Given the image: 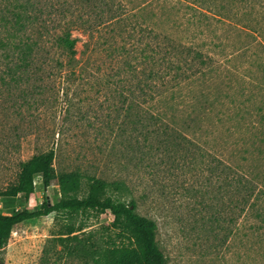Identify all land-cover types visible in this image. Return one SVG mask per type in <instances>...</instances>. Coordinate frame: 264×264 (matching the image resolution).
<instances>
[{
    "label": "rangeland",
    "instance_id": "obj_1",
    "mask_svg": "<svg viewBox=\"0 0 264 264\" xmlns=\"http://www.w3.org/2000/svg\"><path fill=\"white\" fill-rule=\"evenodd\" d=\"M118 1L128 9L124 21L99 33L72 23L78 11L60 15L59 27L78 39L75 55L52 51L37 78L28 71L14 85L0 61V190L15 182L20 161L53 148L56 173L125 184L122 199L132 198L136 213L156 223L165 264H264V230L245 217L228 222L237 216L234 187L208 168L264 176V0ZM159 52L200 53L209 64L195 79L159 77ZM35 81L43 87L37 94ZM174 131L187 144L182 166ZM59 198L56 179L44 187L37 178L27 201L0 197V212ZM112 219L109 211L86 212L74 221L88 232ZM68 223L51 213L20 224L0 264H92L57 256L63 246L53 238ZM50 245L55 252H44Z\"/></svg>",
    "mask_w": 264,
    "mask_h": 264
},
{
    "label": "trees",
    "instance_id": "obj_2",
    "mask_svg": "<svg viewBox=\"0 0 264 264\" xmlns=\"http://www.w3.org/2000/svg\"><path fill=\"white\" fill-rule=\"evenodd\" d=\"M70 11L79 12L72 23L84 26L92 34L99 33L101 28L113 22L124 21L128 9L118 0H0V61L12 84L17 85L28 71H31L30 76L37 78L40 67L53 58L52 51L73 58L78 39L72 37L69 29H61L58 21L60 15L65 16ZM32 25L38 28L36 36L31 32ZM159 54L157 75L162 77L174 74L178 81L197 78L205 73L203 68L209 64L200 53L189 57L175 53ZM54 64L55 69L62 66L59 60H55ZM49 72H53L52 68ZM147 77L151 75L147 74ZM35 82L37 84L38 81ZM42 90L39 84L33 87L36 94ZM125 102L126 99L123 100ZM258 117L264 122L262 110ZM256 122L259 123L258 120ZM263 132L260 134L264 137ZM171 134L178 139V149L184 151L174 152L181 160L182 154H188L185 148L187 144H184L183 137L177 131ZM54 158L55 152L49 148L32 155L26 161H20L15 182L5 190H0V197L19 196L27 201L34 193L37 178L44 187L56 179L60 190V198L56 203L50 204L44 200L38 209L32 211H15L7 215L0 212V250L6 246L11 233L20 224L51 213H62L68 217L69 223L58 237L53 238V241L63 246L60 253L57 252L58 257L64 253L92 264H165V256L156 242V223L136 213V203L132 198L126 201L122 199L126 195L129 197L123 182H107L79 171L58 174L53 167ZM176 162L180 166L185 164L182 160ZM209 165L208 168L212 169L210 177L213 178L218 171L220 183L226 188L234 187V195L238 198L237 216L229 217L228 222L234 223L239 217H245L257 221V230H264V176H247L239 171L233 176L235 170L226 164L214 166L209 162ZM106 211L112 214L113 219L110 224L100 225L97 230L85 232V224L74 221L78 215L86 212L99 215ZM44 252L55 250L50 245L45 247ZM48 260L44 259L43 263Z\"/></svg>",
    "mask_w": 264,
    "mask_h": 264
}]
</instances>
